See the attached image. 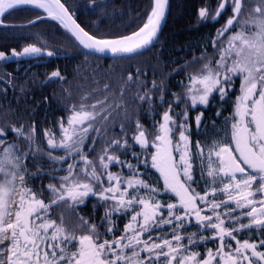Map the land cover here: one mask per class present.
<instances>
[{"label": "snow or ice", "instance_id": "obj_1", "mask_svg": "<svg viewBox=\"0 0 264 264\" xmlns=\"http://www.w3.org/2000/svg\"><path fill=\"white\" fill-rule=\"evenodd\" d=\"M91 4L92 14L99 8L101 17L108 7ZM24 6L57 21L85 55L135 59L155 46L168 0H153L146 22L119 37L91 34L61 0H0V27L7 26L11 10ZM198 15L202 21L227 20L210 41L211 54L205 51L175 70L187 73V83L181 82L182 92L172 93L171 101L165 100L163 82L153 81L152 89L141 93L143 81L121 77L118 94L105 84L65 105L68 116L59 121V139L44 132L47 152L34 125L26 132L24 125L0 124V264H264V0H215V8L205 4ZM41 19L37 15L21 26ZM44 54L54 55L29 45L11 55L0 51V61ZM196 64L197 71L188 72ZM55 78L64 79L59 71L50 74L49 80ZM132 83L138 91L127 103L139 101L134 130L125 101ZM153 90L160 93L159 106L168 104L159 121ZM144 104L151 130L140 122ZM226 105L231 113L223 116ZM210 106L223 123L212 120L208 139L202 109ZM121 110L117 133L111 130ZM9 133H15L13 141ZM194 135L205 139L193 140ZM128 155L135 163L121 159ZM42 156L52 162L50 182L34 188L33 179L44 178ZM90 199L94 212L104 209L99 223L77 215L70 224L59 211L75 210ZM121 218L127 221L122 230Z\"/></svg>", "mask_w": 264, "mask_h": 264}, {"label": "trees", "instance_id": "obj_2", "mask_svg": "<svg viewBox=\"0 0 264 264\" xmlns=\"http://www.w3.org/2000/svg\"><path fill=\"white\" fill-rule=\"evenodd\" d=\"M61 1L75 14L77 23L91 34L112 37L128 35L138 30L146 22V17L153 7V0H96V5L101 2L108 5L103 10L101 17L99 8H96L97 14H92L94 6L91 4V0ZM205 4H211L215 8V0H169L165 24L155 46L135 59L116 58L109 60L91 54L85 55L86 52L77 46L67 32L50 21L41 19L34 26L12 27L16 24H27L29 20L34 19L37 15L41 16L40 13L27 8L13 11L11 15L7 16V26L0 27V51L8 54L11 50L20 51L24 45H35L41 48L46 47L48 51L67 56L52 61L54 63L52 68L60 69L64 79L62 81L58 78L52 79V86L49 89L44 87V79L47 74L44 70L45 67H41L34 70L38 75L34 77L29 87L27 82H22L21 78L13 79L9 89H13L15 92L11 93L9 89H7V94L0 92V124H14L16 127L24 125L26 132L30 126L34 125L37 142L47 152V138L44 132L45 130H51L52 134L59 139L61 131L59 121L62 118L66 121L68 116L65 105L70 107L73 103H78L80 96L93 93L98 88L103 89L105 84L116 87L118 94L119 79L121 77L126 80L127 76L131 74L133 80L137 83L143 81L146 89H139L141 93L147 89H152L153 81L158 86L163 82L165 100L171 101L172 93L182 92L181 82L187 83V73L175 70L181 68L186 62H192L194 57H199L205 51L211 54L213 49L210 41L214 38L216 30L227 20V16H223L219 23H214L211 20L202 21L198 13L199 9ZM174 8H177L176 11ZM228 15H231V13L229 12ZM97 28L99 31H97ZM4 62L0 61V76H3V68L8 66H4ZM198 68L199 64L193 65L189 67L188 72H195ZM137 69H139L138 80ZM137 83L130 84L129 90L125 92L126 107L133 121V130L139 101L136 100L132 103H127V101L132 100L138 91ZM2 86L0 82V89ZM27 87L29 90L25 91ZM153 93V103L157 108L155 119L159 121L168 104L165 103L162 107L159 106L160 93L157 90H153ZM28 94H33V96ZM233 99H235L234 96ZM198 107L202 108V106ZM147 108V104L142 105L139 118L140 122L151 130L153 121L147 114ZM180 110L179 107L175 108L176 112ZM202 110L204 111V120L208 124V128L203 131H206L207 138L211 139L213 135L212 120H215L218 126L223 121L222 118L215 116L217 110L215 107L210 106L208 109ZM230 113L231 107L226 105L225 109L222 110V114L228 116ZM196 114V110L189 113L193 133L196 130L194 119ZM123 117L124 113L121 110L117 116L116 127L111 131L119 133V121ZM209 117L211 119H208ZM131 136L132 132H129V143H132ZM14 138L15 133H9L8 140L13 141ZM196 139H205V137L194 135L193 140ZM22 150H27L26 146L22 145ZM134 150L139 152V146H135ZM121 159L132 160V157L131 155L121 156ZM38 162L44 178L43 180L34 178L32 187L39 188L43 184L46 188L50 182L47 173L51 170L49 165L52 162L47 159V156L39 157ZM132 162L135 163L134 160ZM25 163L29 164L30 172L36 171V167L31 163V160L25 161ZM55 167L59 168L61 165L57 164ZM112 170L118 171L117 168ZM124 171L127 173V169H124ZM94 202V199H90L87 204L80 205L75 210L71 207H64L59 211L63 213L70 224H75L77 215L95 220L100 219L104 214V209L101 206L94 212L92 207ZM126 222L123 218L117 221L121 230ZM212 246V244L209 245V247ZM200 250L203 252V248Z\"/></svg>", "mask_w": 264, "mask_h": 264}, {"label": "bare ground", "instance_id": "obj_3", "mask_svg": "<svg viewBox=\"0 0 264 264\" xmlns=\"http://www.w3.org/2000/svg\"><path fill=\"white\" fill-rule=\"evenodd\" d=\"M62 2V1H61ZM63 3V2H62ZM67 7V6H66ZM21 8H27V9H31V10H33V11H36V12H38V13H40L41 14V17H43V19L42 20H47V21H50V22H52V23H54V24H56V25H58V26H60V24L57 22V21H54V20H51V19H48L47 18V14L46 13H44L43 12V10L42 9H35V8H32L31 6H24V7H21ZM21 8H18V9H21ZM176 9L177 8H174V10L176 11ZM11 11H13V10H11ZM73 18L75 19V14L73 13ZM77 22V21H76ZM22 25H26V24H22ZM12 26V25H11ZM12 27H22L21 25H19V24H16V25H13ZM61 27V26H60ZM65 32H67L63 27H61ZM69 32H67V34H68ZM70 35V34H69ZM71 37V36H70ZM72 38V37H71ZM26 46H29V45H24V46H22L23 48L24 47H26ZM38 47V46H37ZM22 48V49H23ZM44 49V52L46 53L47 51H48V49L45 47V48H43ZM12 51V50H11ZM22 51V50H21ZM54 53V52H53ZM57 55V56H56ZM67 55H65V54H60V53H54V56L52 55L51 57H49V56H27V59H24V60H19V59H17V58H15L16 60H18V61H23V62H25V61H27V60H34L33 61V65L34 66H32V67H30L26 72H24L23 74H21L20 75V77L19 78H21V80H22V82H24V83H26L27 82V85H28V87L30 86V83H31V81L34 79V77H36L38 74H36V71H34V70H36L37 68L39 69V68H41V67H45V64H47V63H50L48 66H50V68H52L53 66H54V63L52 62L53 60H55V59H61V58H65ZM107 60H109V59H116V58H106ZM118 59H119V57H118ZM49 70V68L46 66L45 68H44V70ZM50 86H52L51 85V80H49V79H44V87H46V89L48 88L49 89V87ZM26 88L25 89V91H27V90H29V88ZM35 92V91H34ZM34 92H33V94H34ZM33 94H28V95H32L33 96Z\"/></svg>", "mask_w": 264, "mask_h": 264}, {"label": "flooded vegetation", "instance_id": "obj_4", "mask_svg": "<svg viewBox=\"0 0 264 264\" xmlns=\"http://www.w3.org/2000/svg\"><path fill=\"white\" fill-rule=\"evenodd\" d=\"M22 50V49H21ZM20 50V51H21ZM18 51V52H20ZM11 53V51H9L8 54L9 55ZM34 60H27L25 62L23 61H18L15 58L11 59V60H7L4 62V66L5 68H3V76H0V82L2 83V88L5 91H2V94H7V89L11 88V83L13 81V79H19L20 75L23 74L24 72H26L30 67L34 66L33 63ZM50 63L45 64V67L47 66L49 68V70L46 69V74L47 77L45 79H49L50 74L53 71H59L60 69H54V68H50V66H48ZM62 81V80H61ZM10 90V89H9ZM11 93H14L15 91L12 89L10 90ZM48 97V95H47ZM93 222H99L100 219H92ZM123 229V228H122ZM103 230V229H101ZM119 235V234H117ZM244 237L241 236V239H243ZM253 239H255V237H253Z\"/></svg>", "mask_w": 264, "mask_h": 264}, {"label": "water", "instance_id": "obj_5", "mask_svg": "<svg viewBox=\"0 0 264 264\" xmlns=\"http://www.w3.org/2000/svg\"><path fill=\"white\" fill-rule=\"evenodd\" d=\"M168 6H169V0H168ZM168 6H167V8H166V10H165V17H164V20L161 22V27H160V30H159V32H158V34H157V38H158V36H159V34H160V32H161V30H162V28H163V26H164V24H165V18L167 17V13H168ZM68 34H70V33H68ZM70 36H71V34H70ZM72 37V36H71ZM72 39L74 40V38L72 37ZM75 41V40H74ZM75 43L78 45V42H76L75 41ZM79 46V45H78ZM83 51H85V52H87V50L86 49H83L82 48V46H79ZM146 52V51H145ZM91 55H94V56H97V57H100V58H118V57H113L110 53H108V54H100V53H95V54H91ZM41 56H47L46 54H44V55H41ZM54 56V55H53ZM57 56V55H56ZM14 58H17V59H19V60H24V59H27V56H19V57H14Z\"/></svg>", "mask_w": 264, "mask_h": 264}]
</instances>
